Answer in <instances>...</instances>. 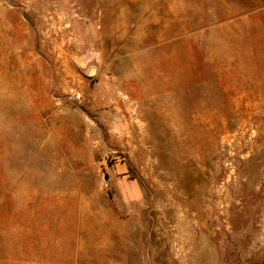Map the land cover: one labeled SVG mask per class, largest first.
Returning a JSON list of instances; mask_svg holds the SVG:
<instances>
[{
	"label": "rangeland",
	"instance_id": "rangeland-1",
	"mask_svg": "<svg viewBox=\"0 0 264 264\" xmlns=\"http://www.w3.org/2000/svg\"><path fill=\"white\" fill-rule=\"evenodd\" d=\"M0 264H264V0H0Z\"/></svg>",
	"mask_w": 264,
	"mask_h": 264
},
{
	"label": "crops",
	"instance_id": "crops-1",
	"mask_svg": "<svg viewBox=\"0 0 264 264\" xmlns=\"http://www.w3.org/2000/svg\"><path fill=\"white\" fill-rule=\"evenodd\" d=\"M69 243H70V242H69ZM69 243H68V244H69ZM56 244H57V245H60V242L56 241ZM75 257H76V256H75ZM65 260H66V262L74 263L75 258L73 257V254H71V255H69L68 258L66 257Z\"/></svg>",
	"mask_w": 264,
	"mask_h": 264
}]
</instances>
